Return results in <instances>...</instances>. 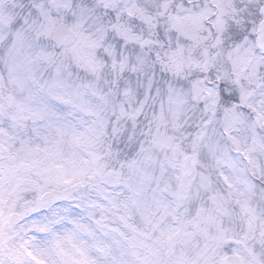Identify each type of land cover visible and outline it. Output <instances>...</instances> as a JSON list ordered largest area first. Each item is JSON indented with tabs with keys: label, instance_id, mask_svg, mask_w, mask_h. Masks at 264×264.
I'll use <instances>...</instances> for the list:
<instances>
[{
	"label": "snow or ice",
	"instance_id": "6c2138e0",
	"mask_svg": "<svg viewBox=\"0 0 264 264\" xmlns=\"http://www.w3.org/2000/svg\"><path fill=\"white\" fill-rule=\"evenodd\" d=\"M0 264H264V0H0Z\"/></svg>",
	"mask_w": 264,
	"mask_h": 264
}]
</instances>
